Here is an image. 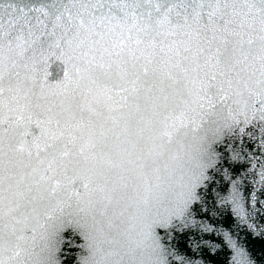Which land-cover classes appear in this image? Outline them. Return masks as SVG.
<instances>
[{
    "label": "snow or ice",
    "instance_id": "snow-or-ice-1",
    "mask_svg": "<svg viewBox=\"0 0 264 264\" xmlns=\"http://www.w3.org/2000/svg\"><path fill=\"white\" fill-rule=\"evenodd\" d=\"M0 264H264V0H0Z\"/></svg>",
    "mask_w": 264,
    "mask_h": 264
},
{
    "label": "water",
    "instance_id": "water-1",
    "mask_svg": "<svg viewBox=\"0 0 264 264\" xmlns=\"http://www.w3.org/2000/svg\"><path fill=\"white\" fill-rule=\"evenodd\" d=\"M256 247L258 248L259 247V244H257ZM197 258H199V257H197Z\"/></svg>",
    "mask_w": 264,
    "mask_h": 264
}]
</instances>
